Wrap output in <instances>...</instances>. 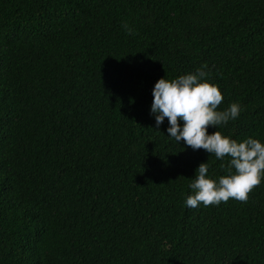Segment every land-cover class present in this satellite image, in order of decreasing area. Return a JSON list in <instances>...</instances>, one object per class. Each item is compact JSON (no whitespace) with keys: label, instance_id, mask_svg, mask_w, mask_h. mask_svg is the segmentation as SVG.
Segmentation results:
<instances>
[{"label":"trees","instance_id":"trees-1","mask_svg":"<svg viewBox=\"0 0 264 264\" xmlns=\"http://www.w3.org/2000/svg\"><path fill=\"white\" fill-rule=\"evenodd\" d=\"M203 64L242 109L217 130L264 142V0H0V264H264V179L185 207L228 157L150 114Z\"/></svg>","mask_w":264,"mask_h":264},{"label":"clouds","instance_id":"clouds-1","mask_svg":"<svg viewBox=\"0 0 264 264\" xmlns=\"http://www.w3.org/2000/svg\"><path fill=\"white\" fill-rule=\"evenodd\" d=\"M129 35H134L127 24L123 25ZM207 65L194 72L175 78H159L152 88L150 114L155 127L167 118V136L176 143L193 150L203 149L222 161L227 156L225 174L213 177L208 174L207 160L200 162L188 183L189 194L183 201L187 208L219 205L229 199L245 202L249 192L264 179V142L248 136L238 141L223 135L218 127L236 120L241 106L231 102L223 110H217L223 100L219 87L208 79ZM215 130L208 132L209 127ZM224 168V164H221Z\"/></svg>","mask_w":264,"mask_h":264}]
</instances>
